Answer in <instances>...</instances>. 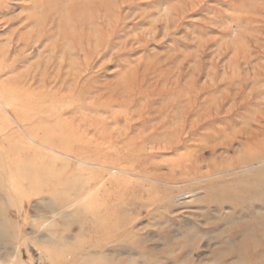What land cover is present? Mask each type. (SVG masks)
<instances>
[{
    "label": "rangeland",
    "instance_id": "rangeland-1",
    "mask_svg": "<svg viewBox=\"0 0 264 264\" xmlns=\"http://www.w3.org/2000/svg\"><path fill=\"white\" fill-rule=\"evenodd\" d=\"M102 1L0 0V264H264V0Z\"/></svg>",
    "mask_w": 264,
    "mask_h": 264
},
{
    "label": "bare ground",
    "instance_id": "bare-ground-1",
    "mask_svg": "<svg viewBox=\"0 0 264 264\" xmlns=\"http://www.w3.org/2000/svg\"><path fill=\"white\" fill-rule=\"evenodd\" d=\"M87 4H88V0H80V2L78 3V5H79V7H81V9L86 7ZM96 4H97V6L101 7L103 5V1L102 0H96Z\"/></svg>",
    "mask_w": 264,
    "mask_h": 264
}]
</instances>
